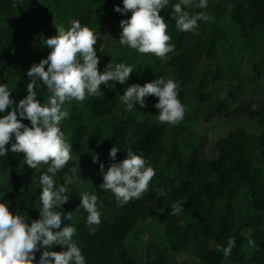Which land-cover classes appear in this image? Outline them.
Masks as SVG:
<instances>
[{
	"label": "trees",
	"instance_id": "trees-1",
	"mask_svg": "<svg viewBox=\"0 0 264 264\" xmlns=\"http://www.w3.org/2000/svg\"><path fill=\"white\" fill-rule=\"evenodd\" d=\"M175 2L161 10L175 44L161 59L119 43L120 21L131 16L115 11L123 0H0V83L13 89L18 103L28 94V69L51 51L44 38L57 34L56 25L68 28L74 20L98 33L95 47L105 52L98 53L101 71L121 61L137 69L126 84L102 85L101 94L65 104L70 115L61 129L73 146V159L55 178L60 183L68 176L80 179L69 185L70 199L57 210L72 211V220L64 223L77 227L73 239L87 264H264V95L251 92L242 76L250 68L254 79H264V0H209L206 10L187 9L211 17L201 20L195 33L176 28ZM105 27L115 39L107 51ZM159 76L179 82L186 113L177 124L158 120L154 95L132 110L119 98L127 85ZM218 83L227 85L225 94ZM36 90L42 103L51 95L42 84ZM221 116L248 117L257 129L240 125L214 136L212 156L205 146L210 136L198 128ZM114 143L121 147L117 159L126 158L131 148L155 169L149 190L139 199L119 203L110 190L99 188L103 177L93 154L99 153L107 167ZM47 168L32 169L22 152L9 150L0 156V199L29 221L38 219L39 181ZM84 191L99 197V224L89 225L87 211L79 206ZM174 202L183 205L178 215L171 214ZM229 240L235 245L225 256ZM53 247L59 251L63 246Z\"/></svg>",
	"mask_w": 264,
	"mask_h": 264
},
{
	"label": "clouds",
	"instance_id": "clouds-1",
	"mask_svg": "<svg viewBox=\"0 0 264 264\" xmlns=\"http://www.w3.org/2000/svg\"><path fill=\"white\" fill-rule=\"evenodd\" d=\"M208 3L209 0H176L172 3L176 28L195 33L199 22L211 17L207 11L190 14L187 9L206 10ZM169 5L170 0H123V7L115 5V11L119 13L131 12L130 17L120 21L119 43L140 53H153L167 59L175 44L171 42L168 23L161 10H166ZM56 26L57 34L43 40L51 51L27 71L31 77L27 84L28 94L17 103L11 95L13 89L0 83V156H6L9 150L22 152L24 162L30 168L48 165L39 181L42 207L38 219L29 221L14 212L8 200L0 199V264H87L85 254L73 239L77 227L64 223L72 220V211L57 210L70 199L72 191L69 187L71 177H66L63 183L55 178L73 159V146L61 129V121L70 115L65 104L101 94L102 85L115 88L116 83L126 84L137 70L134 65L121 61L109 62L101 71L98 53L105 52L103 47L99 52L95 47L98 33L79 20H74L68 28ZM38 84L46 86L51 94L44 103L38 98ZM179 91L178 81L159 76L144 84L127 85L119 98L128 110H132L137 104L145 106L146 98L154 95L158 97L155 104L159 110L158 120L174 125L182 121L186 113ZM120 151L121 147L114 143L109 152L112 163L107 167L99 153L93 154V162H99L103 177L99 188L110 190L119 203H126L132 198H141L149 190L155 169L143 153L129 148L126 149V158L117 159ZM76 171L73 167L72 172ZM98 200L95 192L80 195L79 206L87 211L89 225L101 223L102 210ZM170 207L172 215L183 211V205L179 203L174 202ZM56 244L62 245V249L54 250ZM249 244L254 246V241L249 239ZM234 245L235 241L229 240L228 246L223 248L225 256L231 253ZM38 252L41 253L39 260L36 259Z\"/></svg>",
	"mask_w": 264,
	"mask_h": 264
},
{
	"label": "rangeland",
	"instance_id": "rangeland-1",
	"mask_svg": "<svg viewBox=\"0 0 264 264\" xmlns=\"http://www.w3.org/2000/svg\"><path fill=\"white\" fill-rule=\"evenodd\" d=\"M102 34L104 36V40H105V50L107 51L109 48H111V46L114 45L115 39H114V35L105 27L102 29ZM242 76L244 77V79L246 80L247 83V87L248 89L255 93L258 97H262L264 95V79H254V73L252 72V70L250 68H246L242 71ZM218 87L221 88V91L223 94L226 93L227 91V85L224 83H218ZM240 125H245L247 127H249L250 129H257L256 125L254 123H252V121H250V119L248 117L242 116L238 119H226L224 116L218 117V118H214L213 121L211 122H205L202 123L199 126V130L207 133L209 137V144L205 145L206 146V152L209 155L214 156L216 154V147H214V143L212 141V139L216 136H218L219 134L224 133L225 131H227L228 129L232 128V127H237ZM214 134V135H213ZM215 136V137H214ZM43 165V164H41ZM69 177V176H68ZM80 177L79 175L76 177H71V186L73 185V182H75L76 180H79ZM81 183L87 187L86 182L81 180ZM84 190V189H83ZM86 192V191H84ZM189 258H191L190 255H188Z\"/></svg>",
	"mask_w": 264,
	"mask_h": 264
}]
</instances>
